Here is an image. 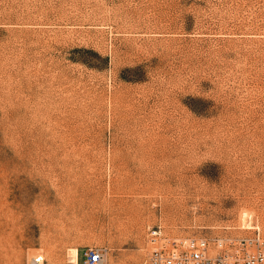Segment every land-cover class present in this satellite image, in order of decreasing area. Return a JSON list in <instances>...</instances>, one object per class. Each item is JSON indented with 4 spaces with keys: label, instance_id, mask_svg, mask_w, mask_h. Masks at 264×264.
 <instances>
[{
    "label": "rangeland",
    "instance_id": "1",
    "mask_svg": "<svg viewBox=\"0 0 264 264\" xmlns=\"http://www.w3.org/2000/svg\"><path fill=\"white\" fill-rule=\"evenodd\" d=\"M5 203L57 217L0 218V264H142L158 229L264 242V0H0Z\"/></svg>",
    "mask_w": 264,
    "mask_h": 264
},
{
    "label": "built area",
    "instance_id": "2",
    "mask_svg": "<svg viewBox=\"0 0 264 264\" xmlns=\"http://www.w3.org/2000/svg\"><path fill=\"white\" fill-rule=\"evenodd\" d=\"M247 238L203 236L179 239L162 235L160 229L149 233L150 251L142 264H264V242L258 227ZM107 249L87 247L82 264H103ZM25 264H51L41 254ZM66 264H74L68 260ZM77 264V262H76Z\"/></svg>",
    "mask_w": 264,
    "mask_h": 264
},
{
    "label": "bare ground",
    "instance_id": "3",
    "mask_svg": "<svg viewBox=\"0 0 264 264\" xmlns=\"http://www.w3.org/2000/svg\"><path fill=\"white\" fill-rule=\"evenodd\" d=\"M107 204L112 206L113 203H107ZM110 214L112 216L111 221H114L115 218L117 217L115 215V212ZM56 217L57 214H56L55 205L50 203H22V204L5 203L3 207L0 208V218L4 220V222L8 227H10L11 231H16V230L18 231V229L21 226L23 227L28 226V224H30L33 221L51 223L54 221ZM242 217L245 218V214H243ZM46 255L51 260L52 259L58 260L60 257L58 254H56V252L53 249H49L46 252ZM77 256H78L77 250L75 249L69 250L68 260H72V262L76 264ZM56 264H58L57 261Z\"/></svg>",
    "mask_w": 264,
    "mask_h": 264
}]
</instances>
